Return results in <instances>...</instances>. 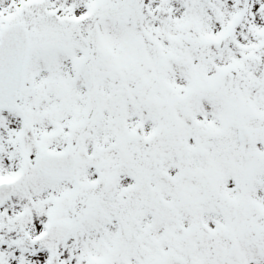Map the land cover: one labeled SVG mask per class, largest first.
I'll list each match as a JSON object with an SVG mask.
<instances>
[{
  "label": "snow or ice",
  "instance_id": "obj_1",
  "mask_svg": "<svg viewBox=\"0 0 264 264\" xmlns=\"http://www.w3.org/2000/svg\"><path fill=\"white\" fill-rule=\"evenodd\" d=\"M0 264H264V0H0Z\"/></svg>",
  "mask_w": 264,
  "mask_h": 264
}]
</instances>
